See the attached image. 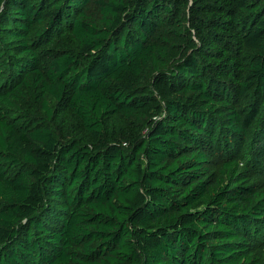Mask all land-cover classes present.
Returning a JSON list of instances; mask_svg holds the SVG:
<instances>
[{
	"label": "trees",
	"instance_id": "16d2710c",
	"mask_svg": "<svg viewBox=\"0 0 264 264\" xmlns=\"http://www.w3.org/2000/svg\"><path fill=\"white\" fill-rule=\"evenodd\" d=\"M263 244L264 0H0V264Z\"/></svg>",
	"mask_w": 264,
	"mask_h": 264
},
{
	"label": "rangeland",
	"instance_id": "374dc122",
	"mask_svg": "<svg viewBox=\"0 0 264 264\" xmlns=\"http://www.w3.org/2000/svg\"><path fill=\"white\" fill-rule=\"evenodd\" d=\"M250 141H252V138H249L247 142H250ZM248 145H249V144H245V147L247 146V154L249 153V154L252 155V153H250V151H249V149H248V148H249ZM245 153H246V150H245ZM257 251H258V254H259L258 256L264 258V244L261 245V246H259V247H257Z\"/></svg>",
	"mask_w": 264,
	"mask_h": 264
}]
</instances>
